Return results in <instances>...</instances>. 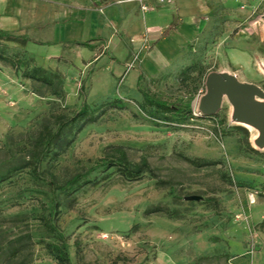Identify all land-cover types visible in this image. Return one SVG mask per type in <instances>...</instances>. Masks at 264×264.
<instances>
[{
    "label": "rangeland",
    "instance_id": "374dc122",
    "mask_svg": "<svg viewBox=\"0 0 264 264\" xmlns=\"http://www.w3.org/2000/svg\"><path fill=\"white\" fill-rule=\"evenodd\" d=\"M106 1L0 0V29L7 28L4 18L15 17L21 29L7 31L28 38H0V50L20 61L16 69L0 61V170L19 161L10 157L9 139L21 143L18 134L37 131L52 113L69 114L84 101L100 114L53 163L58 180L88 167L110 145L123 146L133 161L145 157L153 173L102 179L96 169L88 177L102 179L97 185L64 193L33 179L28 168L18 170L0 182V264H56L45 248L55 240L48 219L66 236L72 264H264V148L253 144L255 129L231 122L226 99L212 116L197 109L210 71L237 72L264 90V0H165L154 8L173 20L130 30V19L146 15L135 5L124 11L120 29L107 21L97 37L82 40L89 48L66 42L61 26L68 20L60 17L83 6L99 19L102 11L89 6ZM162 19L149 15V22ZM182 21L193 34H181L163 68L143 70L139 82L161 100L187 104L190 118L172 124L147 116L153 106L137 90L135 75L158 35L174 36ZM230 46L248 51L249 67L225 59ZM31 67L58 74L61 95L23 77ZM113 99L118 106L108 105Z\"/></svg>",
    "mask_w": 264,
    "mask_h": 264
},
{
    "label": "trees",
    "instance_id": "16d2710c",
    "mask_svg": "<svg viewBox=\"0 0 264 264\" xmlns=\"http://www.w3.org/2000/svg\"><path fill=\"white\" fill-rule=\"evenodd\" d=\"M0 38L20 40L25 43L28 38L24 34L14 35L10 31L0 29ZM79 45L88 46L87 41L76 42ZM0 61L8 63L11 67L17 68L20 61L4 54L0 50ZM22 76L37 81L51 90L55 96H60L61 78L56 73L46 71L41 67H31L24 69ZM141 75L138 78V90L145 103L153 106L147 116L150 119L172 124L185 123L190 118L187 104L173 105L161 100L146 90L139 87ZM117 100H111L109 106L116 105ZM96 107H90L86 102H82L74 111L67 113H52L37 131H28L24 135L18 134L21 143L9 139L8 148L11 151L10 157L19 160L15 164H10L5 170H0V182L6 180L20 169L28 168L29 174L35 180H47L52 187V191L60 190L64 193H71L79 189L84 184L97 185L100 180L109 178L113 172H117L123 179L135 180L143 174H152L153 169L145 157L138 161L129 158L126 149L120 145H110L104 149L102 155L88 167L71 174L67 179L59 181L56 174L52 172L54 162L70 146L75 136L87 124L94 123L100 113L95 112ZM194 164H201L197 160L190 161ZM101 169L104 172L102 179L96 177L89 178L88 175ZM112 169L111 171H108ZM56 210V206L54 207ZM159 210V208H157ZM156 209V210H157ZM47 222L49 232L54 237V241L45 243V248L56 264H72L69 245L66 236L59 228L52 224L50 219Z\"/></svg>",
    "mask_w": 264,
    "mask_h": 264
},
{
    "label": "crops",
    "instance_id": "0c3cea01",
    "mask_svg": "<svg viewBox=\"0 0 264 264\" xmlns=\"http://www.w3.org/2000/svg\"><path fill=\"white\" fill-rule=\"evenodd\" d=\"M174 1L176 3L177 0ZM181 1L183 2L184 0ZM120 2H122V4L118 7L114 5L115 3L114 0H108L102 4L89 6L93 13L99 9L102 11L103 16H101V18L99 19H94L93 17H91V14H89L90 12L88 13L84 11L85 9L88 8L83 6H73L71 11L68 10L64 15L60 17L61 19L68 20L64 24V26L63 25L61 26V29H64L66 32L65 34V39L67 40L66 42L77 44L76 43L77 41L85 42L82 40H87L91 37L92 38L97 37L99 31L98 26L99 27L103 26L107 21H113L114 24H119L117 28L120 29L122 27L121 24L124 20L123 18L126 15L124 11L125 10L131 11L135 5H137L138 7L140 6L137 0H124V1L120 0ZM155 5H164V2H159L157 0L149 1L148 2L149 9L144 11L146 15L143 20H141L140 18L138 20L135 18L130 19L129 21L130 30H137V28L140 29L143 26L149 27L150 29H153V27H158V26L162 27L165 24H168L171 20H173V15L170 12L156 11L154 8ZM153 13H157L158 16H163V19L161 21L156 20V22H149V15ZM90 19L92 22L90 21ZM33 24L36 25L35 22H33L26 25L25 28L28 29L29 27L34 26ZM90 24L94 25L93 28L94 30L91 28ZM2 25H5V27H7L5 30L21 29L18 26L17 19L15 17L4 18L2 21ZM180 28L181 29L179 31L173 32L174 36H169L168 34H163L162 36L158 35L156 42L153 46V49L151 51V55L149 56V54H145V56L141 60L143 69L136 67L138 70L141 71L140 72L141 76L143 75V70H145L146 72H155L159 69H162L163 68L161 66L162 61L166 62L171 56H173L172 54L175 52L177 48L176 43L179 42L178 40L183 38L182 35L186 38H189L188 36H190L194 32V29H192L188 21H182L180 24ZM262 28L264 29V26ZM59 36L61 38L62 34H60ZM138 38L139 39L144 38V34L140 35V37ZM111 39L108 40L107 43L105 42L107 46L108 44H110ZM113 40H116V37ZM136 40L137 38L133 39V42H135ZM261 40H264V35L263 36L261 35ZM87 43L88 46H83V45L81 46L89 48L90 47L89 42L87 41ZM224 57L225 59L228 60V62L231 65H239L241 67H246V68L250 66L251 57L247 50L230 46L227 49ZM117 62L119 63V61ZM134 67L135 66H133L132 68ZM226 71L230 73H234L238 77L237 72H232L229 70ZM140 75L139 74L135 75V77L137 78L135 79L136 87L138 85V78Z\"/></svg>",
    "mask_w": 264,
    "mask_h": 264
},
{
    "label": "water",
    "instance_id": "95a60500",
    "mask_svg": "<svg viewBox=\"0 0 264 264\" xmlns=\"http://www.w3.org/2000/svg\"><path fill=\"white\" fill-rule=\"evenodd\" d=\"M264 72V66L262 67ZM226 99L231 106L230 120L256 130L253 144L264 148V90L252 82L241 81L234 73L210 71L197 109L203 116L214 115Z\"/></svg>",
    "mask_w": 264,
    "mask_h": 264
},
{
    "label": "built area",
    "instance_id": "2783aa9c",
    "mask_svg": "<svg viewBox=\"0 0 264 264\" xmlns=\"http://www.w3.org/2000/svg\"><path fill=\"white\" fill-rule=\"evenodd\" d=\"M139 5H140V8L143 10V11H146L149 9V6H148V2L151 1V0H137ZM159 2H164L165 0H157ZM201 96V95H199ZM248 199H249V202L252 204L254 203L255 201V197H254V193H250L249 196H248Z\"/></svg>",
    "mask_w": 264,
    "mask_h": 264
},
{
    "label": "bare ground",
    "instance_id": "6f19581e",
    "mask_svg": "<svg viewBox=\"0 0 264 264\" xmlns=\"http://www.w3.org/2000/svg\"><path fill=\"white\" fill-rule=\"evenodd\" d=\"M262 66H264V64Z\"/></svg>",
    "mask_w": 264,
    "mask_h": 264
}]
</instances>
